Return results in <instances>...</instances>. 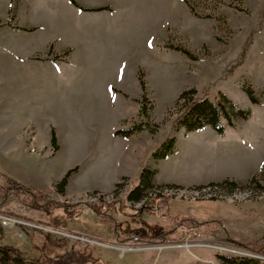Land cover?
Wrapping results in <instances>:
<instances>
[{"label":"rangeland","instance_id":"1","mask_svg":"<svg viewBox=\"0 0 264 264\" xmlns=\"http://www.w3.org/2000/svg\"><path fill=\"white\" fill-rule=\"evenodd\" d=\"M29 1L31 26L21 0H0V211L54 232L0 227V241L51 264L264 259V0H100L108 12L60 17L43 9L53 1ZM224 96L249 117L222 116V132L177 125L190 99ZM139 122L155 133L114 135ZM172 138L173 152L154 158ZM139 141L146 152L126 158ZM145 168L158 181L129 200ZM4 174L42 200L10 190ZM41 231L74 240L72 251L51 254Z\"/></svg>","mask_w":264,"mask_h":264},{"label":"trees","instance_id":"2","mask_svg":"<svg viewBox=\"0 0 264 264\" xmlns=\"http://www.w3.org/2000/svg\"><path fill=\"white\" fill-rule=\"evenodd\" d=\"M73 5H75L78 8H81L83 10H94V11H99V10H104L107 7H97V8H85L83 5H81L77 0H71ZM178 50H182L185 54L189 55V52L186 50L177 47ZM252 93V91H249ZM188 92H184L182 97H185ZM192 94H195V90H191ZM142 114L145 113V108L142 106L141 109ZM222 116H225L231 125H234V118H248L249 117V112L244 109H238L236 105L227 97H223L220 102L214 103L209 99H204L202 101H196L194 98L189 100V103L185 106L184 110L181 112L179 117L177 118V125L183 126L186 129L192 131L195 129L202 128L206 125H211L213 126L217 131L222 132L224 130L223 126L220 124V119ZM148 130L151 133H155V129L153 127H150L147 125V122H139L135 123L131 128L129 129H119L115 131L116 135H122L125 137H129L135 133ZM53 141L56 142V136L53 134ZM174 145H175V140L174 138L170 139L168 142L165 141L161 144V147H159L153 154L154 158L156 159H163L168 156L169 153L173 152L174 150ZM71 169L68 171V173L62 178V180L57 184L58 190L60 192H65L66 186L68 184V179L71 175V173L76 170ZM156 175V170H151L148 168H145L144 171L142 172L141 178H140V184L136 187H134L129 193H128V199L129 200H136L139 201L142 198V192L144 189L151 187L154 184V178ZM9 180V185L7 186L10 190L12 189L13 191L17 190H26L25 193L34 201L37 199L42 200L43 193L38 191L35 187L33 186H26L24 184H21L20 182H17L15 178H12L10 176H7L4 174ZM257 179L256 176L252 178L250 183L252 181H255ZM118 183L117 185H119ZM221 186H226V184H229V186L236 187L238 186L237 182L231 181V180H225L221 183H219ZM1 189V187H0ZM0 191L1 198H0V204L4 200V194L3 190ZM7 189V188H6ZM53 225L55 224V221L52 222ZM1 227V226H0ZM2 228V227H1ZM23 233L24 234H34L36 232H40V230H37L36 228L24 226L22 227ZM3 232V230H1ZM42 233H45L46 239H50L52 243L50 242L48 251L51 254H54L56 252H64L65 255L68 253L67 251H72L73 249V242L74 240H71L70 238H65L63 237L62 239L68 240L70 243H59L57 239H53L52 237L49 236V234H46L47 231H41ZM48 237V238H47ZM55 242V243H53ZM54 244V245H53ZM70 250H66L67 247ZM83 245V246H82ZM76 246V245H75ZM79 246L82 249H89L90 251H93L92 245L80 243ZM247 246V245H245ZM79 247V248H80ZM256 248V247H255ZM78 250V249H77ZM262 253H264V248L263 246H260L258 249ZM75 253V252H74ZM79 253V252H78ZM81 253V251H80ZM93 254H89L91 256ZM54 256V255H52ZM80 258L82 255H78ZM50 257V256H49ZM220 259L222 260L221 264H264V259L258 258V257H244V256H235V255H220ZM86 258V257H85ZM0 264H51L45 262V261H40L38 259H30L26 256L23 255V253L16 248L15 246L9 245V244H4L0 241Z\"/></svg>","mask_w":264,"mask_h":264},{"label":"crops","instance_id":"3","mask_svg":"<svg viewBox=\"0 0 264 264\" xmlns=\"http://www.w3.org/2000/svg\"><path fill=\"white\" fill-rule=\"evenodd\" d=\"M51 1H53L52 2V4L51 3H49V2H43V4H45L46 6H44L43 7V9L45 10L47 7H50L51 5H53V7L51 6V8L52 9H57V15H58V17H60V16H62V15H64V16H66V15H68L69 13H72V14H75V13H77L79 10V8H77V7H75V5H73V3L70 1V0H51ZM83 4V3H82ZM107 4V1L105 2V1H100V0H94V2H91V1H89V0H87L86 2H85V4H84V6L86 7V8H97V7H103V6H107L106 5ZM34 6H37V4L35 5L34 3H30V1L29 0H21V2H20V11H21V13H20V16H21V21L22 22H25V23H27L29 26H31L30 24H32L31 22H30V20H24V16H23V14H24V12L23 11H25V9L26 8H30V9H32V8H34ZM60 6L63 8V10H61V8H60ZM109 10H112V9H109ZM105 12H108V10L106 9V10H104ZM87 12H90V11H87ZM94 13H98V12H95V11H93ZM100 13H102V12H100ZM42 17H44L45 18V14H43V16ZM47 22H49V21H47ZM46 22V23H47ZM42 24H44V23H42ZM33 27H35V26H33ZM38 27V26H37ZM36 28V27H35ZM55 37V36H54ZM144 131H147V130H144ZM144 131H141V132H138V133H135V134H133V135H131V136H129V137H127V138H130V137H133V136H135L136 134H139V133H142V132H144ZM114 135H116L115 134V132H114ZM116 136H121V137H125V136H122V135H116ZM132 149V152L130 153L129 151ZM148 148L146 147V144L145 143H141V141H139V142H137V144H136V149H135V151H133V148H132V146H131V148H129V149H127V150H125L124 152H126L127 153V155L128 156H126V158H130V159H134L135 158V156L137 155L138 157L141 155V153L142 152H146V150H147ZM168 157V156H167ZM166 157V158H167ZM161 161L162 160H165V158H163V159H160ZM159 160V161H160ZM124 178V177H123ZM155 181H158V177H156L155 176ZM112 188V187H111Z\"/></svg>","mask_w":264,"mask_h":264},{"label":"built area","instance_id":"4","mask_svg":"<svg viewBox=\"0 0 264 264\" xmlns=\"http://www.w3.org/2000/svg\"><path fill=\"white\" fill-rule=\"evenodd\" d=\"M0 226L3 229L13 230L16 234L20 233V236L22 235V233H21V232H23L22 227H24V226H28V227H32V228H36V229L51 230L54 232L53 229L45 227V226L38 224L36 222H31V221L29 222L28 220H23V218H21L19 216H14L12 214L4 213L1 211H0ZM17 228H21V232H19L17 230ZM56 232L59 234H64L58 230H56ZM64 235H66V234H64ZM68 236L76 237L73 234H68Z\"/></svg>","mask_w":264,"mask_h":264}]
</instances>
